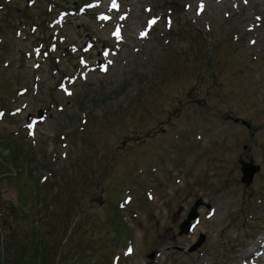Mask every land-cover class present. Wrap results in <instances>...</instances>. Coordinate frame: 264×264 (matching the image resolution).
<instances>
[{
  "label": "rangeland",
  "instance_id": "obj_1",
  "mask_svg": "<svg viewBox=\"0 0 264 264\" xmlns=\"http://www.w3.org/2000/svg\"><path fill=\"white\" fill-rule=\"evenodd\" d=\"M31 1L0 0V264H240L263 254L264 197L252 193L264 194V0H207L199 16L197 0H121L128 17L114 65L90 72L69 97L56 89L78 66L68 46L91 40L95 53L110 45L111 25L91 11L67 15L57 51L34 58V47L44 38L47 51L53 35L47 5L90 0ZM148 15L158 24L137 40ZM40 108L46 120L28 138L24 122ZM163 128L171 131L161 135ZM240 158L260 165L249 185L240 181ZM137 175L139 183L163 176L168 188L154 193L152 206L135 195L141 208L123 215L117 201L138 192ZM198 197L213 215L201 208L193 232L178 236ZM200 232L206 239L188 252Z\"/></svg>",
  "mask_w": 264,
  "mask_h": 264
},
{
  "label": "water",
  "instance_id": "obj_2",
  "mask_svg": "<svg viewBox=\"0 0 264 264\" xmlns=\"http://www.w3.org/2000/svg\"><path fill=\"white\" fill-rule=\"evenodd\" d=\"M257 169V166H253L251 164H243V168H242V171H243V177H242V180L245 181V182H250L251 178H252V174L253 172ZM194 216V212L191 211L189 214H188V217L187 219L182 222L181 224V230L182 232H185V230L187 229V226H188V221L189 219H191L192 217Z\"/></svg>",
  "mask_w": 264,
  "mask_h": 264
},
{
  "label": "snow or ice",
  "instance_id": "obj_3",
  "mask_svg": "<svg viewBox=\"0 0 264 264\" xmlns=\"http://www.w3.org/2000/svg\"><path fill=\"white\" fill-rule=\"evenodd\" d=\"M117 5L115 4V0H114V2H113V7H116ZM122 19H123V17H122ZM150 23H155V20H153V21H151ZM117 36L119 35V29H117V32L115 33ZM147 33H141V35H146ZM109 63H111V62H109ZM132 250L131 249H129V252H131Z\"/></svg>",
  "mask_w": 264,
  "mask_h": 264
},
{
  "label": "bare ground",
  "instance_id": "obj_4",
  "mask_svg": "<svg viewBox=\"0 0 264 264\" xmlns=\"http://www.w3.org/2000/svg\"><path fill=\"white\" fill-rule=\"evenodd\" d=\"M139 16V15H138Z\"/></svg>",
  "mask_w": 264,
  "mask_h": 264
},
{
  "label": "trees",
  "instance_id": "obj_5",
  "mask_svg": "<svg viewBox=\"0 0 264 264\" xmlns=\"http://www.w3.org/2000/svg\"><path fill=\"white\" fill-rule=\"evenodd\" d=\"M37 257V256H36Z\"/></svg>",
  "mask_w": 264,
  "mask_h": 264
}]
</instances>
